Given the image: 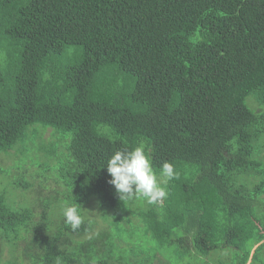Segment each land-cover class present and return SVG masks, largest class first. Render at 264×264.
<instances>
[{"label":"trees","instance_id":"trees-1","mask_svg":"<svg viewBox=\"0 0 264 264\" xmlns=\"http://www.w3.org/2000/svg\"><path fill=\"white\" fill-rule=\"evenodd\" d=\"M0 177V264H264V0H0Z\"/></svg>","mask_w":264,"mask_h":264},{"label":"clouds","instance_id":"clouds-1","mask_svg":"<svg viewBox=\"0 0 264 264\" xmlns=\"http://www.w3.org/2000/svg\"><path fill=\"white\" fill-rule=\"evenodd\" d=\"M108 181L114 186L121 200L143 199L149 205L157 204L167 196L166 187L162 186L154 170L150 150L143 142L135 147L116 149L106 161ZM159 175L165 181L177 178L172 162L164 161L160 165ZM73 197V196H72ZM80 205L65 201L62 207L64 223L73 231L80 228L83 219Z\"/></svg>","mask_w":264,"mask_h":264},{"label":"rangeland","instance_id":"rangeland-1","mask_svg":"<svg viewBox=\"0 0 264 264\" xmlns=\"http://www.w3.org/2000/svg\"><path fill=\"white\" fill-rule=\"evenodd\" d=\"M36 128H40L39 126H37ZM45 136H47V132L45 133ZM22 147H23V144H18L16 147H14L13 149H16V150H19V151H22ZM13 151V150H12ZM12 151H10V152H12ZM9 152V153H10ZM8 158V157H7ZM3 162V161H2ZM8 162V164H10L11 163V159L10 160H8L7 161ZM3 164H5V165H8L7 163H3ZM6 179H4L3 177H0V191H2L3 190V187L5 186V184H6ZM263 252H264V250H263Z\"/></svg>","mask_w":264,"mask_h":264}]
</instances>
